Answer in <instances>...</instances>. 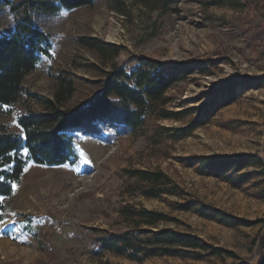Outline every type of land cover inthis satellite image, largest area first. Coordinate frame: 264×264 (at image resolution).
I'll use <instances>...</instances> for the list:
<instances>
[{"label": "rangeland", "instance_id": "obj_1", "mask_svg": "<svg viewBox=\"0 0 264 264\" xmlns=\"http://www.w3.org/2000/svg\"><path fill=\"white\" fill-rule=\"evenodd\" d=\"M23 0H0V36L9 35L20 17ZM16 7V8H14ZM34 24L50 34L54 58L43 57L24 79L31 92L53 100L61 89L58 77L71 79L73 93L60 105L74 109L101 89L104 70L113 64L131 67L134 56L165 62L214 59L209 72L195 68L169 90L165 104L179 111L201 105L204 93L227 78L254 75L258 81L239 88L235 101L184 137L174 134L197 113L181 119L148 114L135 131L114 137L79 133L73 164L42 165L29 161L11 197H4L6 220L0 223V264H256L264 256V164L250 166L253 177L240 187L213 175L200 174L184 159L196 155L253 153L264 161V0H178L169 11L138 0H95L90 7L46 13L29 9ZM83 35L121 45L120 54L102 62L98 53L80 45ZM29 96L0 107V123L22 132L17 117L41 111ZM164 127L173 130L165 131ZM109 136L107 137V135ZM26 155V151H23ZM135 169L162 170L185 194L146 197L129 191ZM200 200L232 215L235 223L180 210L174 203ZM131 202L167 213L160 227H173L201 237L216 254L201 259L156 256L143 261L100 252L104 230L122 231L119 215ZM60 227V229H58Z\"/></svg>", "mask_w": 264, "mask_h": 264}, {"label": "trees", "instance_id": "obj_2", "mask_svg": "<svg viewBox=\"0 0 264 264\" xmlns=\"http://www.w3.org/2000/svg\"><path fill=\"white\" fill-rule=\"evenodd\" d=\"M138 1L149 8L164 11L171 10L178 2ZM94 3L95 0H23L17 5L20 17L14 30L9 35L0 36V107H11L23 96L34 98L43 105L41 111H29L17 117L22 132L13 131L0 123V223L6 220L3 198L14 195L15 186L21 182L28 162L42 165L75 163L78 159L75 141L79 133L101 136L104 131L110 130L117 137L140 128L149 113L158 118L177 120L197 113L189 125L175 129L178 131L175 136L184 137L209 121L220 108L235 101L239 88L251 86L259 79L247 74L227 78L204 93L205 101L201 105L174 111L165 107L172 99L168 95L172 86L193 73L195 68L201 73L209 72L210 64L215 65L214 59L191 63L165 62L139 55L134 56L135 63L131 67L113 64L109 70H104L100 91L74 109L60 105L73 93L71 79L58 77L61 89L55 100L31 92L24 86L25 77L37 69L43 57L53 59L54 53L50 34L34 24L29 9L54 14L63 9L90 7ZM76 40L80 45L96 51L104 63L120 54L121 45L99 37L83 35ZM163 129L173 130L171 127ZM184 161L196 166L200 174L225 179L236 187L253 177L251 171L244 169L264 164L263 159L253 153L196 155ZM131 176L136 180L127 189L138 190L143 196L185 194L184 189L162 170L135 169L131 171ZM174 205L177 209H193L202 216L223 222H236L229 213L197 199L176 201ZM119 215L128 226L117 232L104 230V234L97 238L100 252L109 251L143 261L156 256L201 259L208 252L216 254L220 251L219 247H213L190 232L160 227L170 220V216L163 211L126 202L121 204ZM260 245L264 248V232ZM103 264L113 263L105 261ZM256 264H264V256Z\"/></svg>", "mask_w": 264, "mask_h": 264}, {"label": "built area", "instance_id": "obj_3", "mask_svg": "<svg viewBox=\"0 0 264 264\" xmlns=\"http://www.w3.org/2000/svg\"><path fill=\"white\" fill-rule=\"evenodd\" d=\"M58 229H60V227H58Z\"/></svg>", "mask_w": 264, "mask_h": 264}]
</instances>
